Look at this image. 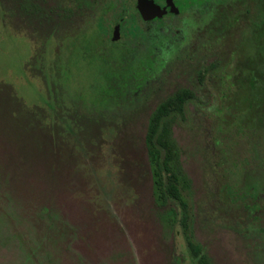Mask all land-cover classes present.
I'll use <instances>...</instances> for the list:
<instances>
[{
  "label": "rangeland",
  "instance_id": "374dc122",
  "mask_svg": "<svg viewBox=\"0 0 264 264\" xmlns=\"http://www.w3.org/2000/svg\"><path fill=\"white\" fill-rule=\"evenodd\" d=\"M110 1L0 0V264H193L188 242L211 264H264V128L254 136L224 122L217 105L227 84L210 72L215 62L219 76L230 72L247 29H190L145 97L101 113L114 104L101 95L98 64L93 75L82 57L96 31L111 33L116 18L102 15ZM54 57L60 81L50 82ZM181 87L198 95L173 127L190 187L186 222L172 228L153 195L144 138ZM257 184L253 197L245 192Z\"/></svg>",
  "mask_w": 264,
  "mask_h": 264
},
{
  "label": "trees",
  "instance_id": "16d2710c",
  "mask_svg": "<svg viewBox=\"0 0 264 264\" xmlns=\"http://www.w3.org/2000/svg\"><path fill=\"white\" fill-rule=\"evenodd\" d=\"M251 4L259 7L258 14L256 17L251 14L252 19L247 18L249 23H242L248 28V34L244 36L245 41L235 47V72H232L234 75L231 76L227 71L221 78L227 85L218 110L224 115H221L225 118L224 122L231 120L230 125L238 131L245 127L252 128L255 136L257 131H262L264 128V0H252ZM235 5L236 8H241L238 0ZM230 9L235 8L230 7ZM230 9H226L228 16L224 15L218 23L222 29L236 26L242 19L239 13L243 12L246 16L249 12L247 10L233 12ZM214 12L215 8L210 2L205 8V15L210 17ZM196 24L197 22L194 21L193 27L196 28L194 31L199 32L200 29H197ZM211 30L207 31L211 33ZM187 31L188 26L178 33L162 29H131L130 36L135 38L133 46L138 51L135 58L125 57L123 64L97 61L98 63L95 64H98L99 68L95 70L96 75L104 80L101 95L114 104L113 106L105 104L101 113L108 114L116 108L130 107L139 101V96L145 97L150 88L164 76L173 60L177 59L175 54L184 44ZM215 31L216 36H219L218 29ZM227 65L231 67L229 62ZM51 66L48 65L45 74L50 82L54 80V71L49 70ZM210 68V72L213 73L214 64ZM91 71L94 75L93 66ZM237 72L239 75L236 74ZM51 77L53 80L50 79ZM230 77L232 81L229 82ZM232 86L235 90H232ZM196 100L193 90L184 87L176 89L157 106L149 118L144 138L148 162L152 170L153 195L157 206L164 207V215L172 228L177 225L183 227L186 222L187 205L183 199V192L190 187V179L181 165L179 147L173 138V127L178 121L186 120L187 105L191 102L195 103ZM261 149L262 147L257 148V152L264 151V147ZM254 187L255 185L246 187L245 192L253 197L256 192ZM186 249L193 264H211L208 256L199 247L188 242Z\"/></svg>",
  "mask_w": 264,
  "mask_h": 264
},
{
  "label": "flooded vegetation",
  "instance_id": "af4514ba",
  "mask_svg": "<svg viewBox=\"0 0 264 264\" xmlns=\"http://www.w3.org/2000/svg\"><path fill=\"white\" fill-rule=\"evenodd\" d=\"M149 1H152L162 11L160 16H156L151 20H143L139 12L138 0H111L110 3L105 5L102 15L103 16L110 15L111 12H113L114 15L111 16H115L116 19L113 20V22L110 21L109 29H111V33L109 35L99 34V33L97 34L96 31L95 32L96 37L91 42L85 43V46L83 48L84 54L82 58L86 62V68L90 72H92L91 66H93V64L95 63H98L97 61L99 60L101 61L105 60L106 62L113 64H123L125 57L128 59L129 56H132L134 58L137 56L138 51L135 50V46H133V41L135 38L130 36L131 29H162V30H167L171 33L172 32L178 33L179 31H181V29H184L188 26L187 34L184 37V42H185V40H187L189 37V31H190L189 29H196L193 27L194 21L197 22L196 24V26H198L197 29H222L220 28L219 26L220 24L218 23L221 22V20L224 18V15L225 17L228 16L226 9H230V7H233L235 8L234 10L230 9L233 12L238 10L249 11L246 16L243 12L239 13V16L242 18L241 20H239L240 23H249V20L247 18L251 20L252 19L251 14H253V10L257 9L256 14H258V9H259V7L253 6L251 4L252 0H238L239 3L241 4V8H236L237 6L235 5V3L237 2V0H149ZM210 2H212L213 4L215 8V12L212 16L207 17V15H205V8L209 6ZM60 6H61V10L60 8H58L59 9L58 12L60 11L59 12V14L61 13L60 16H63L65 15L66 11L62 8V5ZM246 19L247 21H245ZM175 22L180 23L179 28L175 26ZM233 25L235 24L233 23ZM235 27L236 26L233 27L230 26L227 29H233ZM245 28L248 29L247 27ZM172 29H175V31H173ZM85 34L86 32L82 34L78 33L70 38L69 40L70 42L68 41L67 43L64 44L69 46L75 40H77V43H79V41L84 40ZM61 44L62 43H58V45ZM86 50L87 52L85 53ZM58 54H59V50H58ZM231 56H232L231 59L227 58L228 62L231 65V67H229L230 72L228 73H231V76H233L234 75L233 73L235 72L234 63L236 61L235 53L233 52ZM58 60L59 57L58 58L54 57L53 64L52 62L50 63L52 65L51 69H49L54 71L53 77L54 80L56 81H60L58 75V69H57V66L59 64ZM214 66H215L214 74L216 77L215 81L222 82L221 78L223 75L219 76L218 73H220L221 69L223 68L217 62L214 63ZM236 74H238V72ZM228 81L229 82L232 81L231 77L228 79ZM231 88L232 90L233 89L235 90L234 86H232ZM193 91L197 98L198 95L197 91L196 90ZM193 105H195V103L193 102L189 103L187 105V109L189 107H192ZM218 108L219 105H217V110ZM217 113L220 114L219 110L217 111ZM245 128H249V127H245ZM261 179L263 180V182H261L260 184L264 183V176L261 177ZM260 184L259 186L258 184L255 185L254 189L256 191L258 190V188H260Z\"/></svg>",
  "mask_w": 264,
  "mask_h": 264
},
{
  "label": "water",
  "instance_id": "95a60500",
  "mask_svg": "<svg viewBox=\"0 0 264 264\" xmlns=\"http://www.w3.org/2000/svg\"><path fill=\"white\" fill-rule=\"evenodd\" d=\"M138 8L143 20H151L160 16L162 12L157 5L149 0H138Z\"/></svg>",
  "mask_w": 264,
  "mask_h": 264
}]
</instances>
